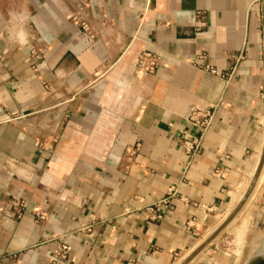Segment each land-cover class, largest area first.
<instances>
[{
    "label": "crops",
    "instance_id": "crops-1",
    "mask_svg": "<svg viewBox=\"0 0 264 264\" xmlns=\"http://www.w3.org/2000/svg\"><path fill=\"white\" fill-rule=\"evenodd\" d=\"M210 104L188 157V108ZM263 136L264 0H0V264H179L245 193ZM211 244L186 264L256 251Z\"/></svg>",
    "mask_w": 264,
    "mask_h": 264
},
{
    "label": "built area",
    "instance_id": "built-area-1",
    "mask_svg": "<svg viewBox=\"0 0 264 264\" xmlns=\"http://www.w3.org/2000/svg\"><path fill=\"white\" fill-rule=\"evenodd\" d=\"M201 56H202L201 54H194L193 57L191 58L192 62L198 65L200 68L212 74L222 76L223 73L217 70L214 66L200 62L198 59ZM159 63L160 62L155 55H153L148 51H141L137 56L135 68L137 72L140 73L141 75H146L153 73L156 67L159 65ZM186 116L190 120L194 128L198 131L197 134L188 133L186 136H184L181 139L182 150L189 157L194 152L198 151L200 147V139L202 133L205 131V129L208 127L211 121V117H212L211 104L203 105V106L191 105L188 108ZM175 192H176V187L174 185H171L166 189L165 195H163L157 201L162 204L163 208L154 214L155 217L157 218L161 217L162 213H164L167 207L169 206L170 199L173 195H175ZM182 200L185 201V199ZM10 203L17 209L16 210L17 213L23 205V201L21 199H17V200L11 199ZM200 206H205V205L201 204ZM205 208L210 209L211 207L205 206ZM37 215L40 218L43 217L42 213H37ZM69 249H70L69 245L61 241L57 246H55L52 249V260H56L57 258H64L65 260H67ZM139 264H143V263L140 262Z\"/></svg>",
    "mask_w": 264,
    "mask_h": 264
},
{
    "label": "rangeland",
    "instance_id": "rangeland-1",
    "mask_svg": "<svg viewBox=\"0 0 264 264\" xmlns=\"http://www.w3.org/2000/svg\"><path fill=\"white\" fill-rule=\"evenodd\" d=\"M246 172L244 174L245 177H247V175H248ZM263 190H262V192H263ZM262 192L260 193L258 201L261 197ZM258 201H257V203H258ZM256 208H257V204H256L255 211H254L251 219L254 217V214L256 213ZM224 212H225V210L220 212L216 216H214L210 222L206 223L205 228L198 235V238H197V239H199L198 241L202 240L204 238V236H207L209 233L212 232V230L217 225H219L220 221L224 218L223 217L225 215ZM240 217H241V214L238 213L237 216L235 217V219L233 220V222L231 223V225L228 226V228L220 231L218 233V235L216 236V238H214L213 240L210 241L212 243L211 244L212 247L217 245V247L220 249H230L232 251H235L236 247L239 246V248L242 249L243 253L247 250L248 251L249 250H252V251L256 250L259 247V244L256 242H258L257 239H260V237L262 236L264 228L262 227V225L260 223H255L252 219V220H250V223L247 226L246 231L244 232V237L238 238V237H236V236H238L237 235L238 232L236 231V229H235V232L232 229L234 227H236L238 229ZM238 239H239V241H238Z\"/></svg>",
    "mask_w": 264,
    "mask_h": 264
},
{
    "label": "water",
    "instance_id": "water-1",
    "mask_svg": "<svg viewBox=\"0 0 264 264\" xmlns=\"http://www.w3.org/2000/svg\"><path fill=\"white\" fill-rule=\"evenodd\" d=\"M264 158V136H263V141H262V146H261V151L259 154V158L257 160V163L254 168L253 175L251 177V181L249 186L254 182V179L256 178V175L258 174V171L260 170L262 160ZM242 200L238 201L236 205L233 207L232 211L225 217V219L217 225L209 235L203 239V241L198 244L194 249H192L183 259L179 264H186L198 251H200L209 241L211 238L218 232L220 229L226 224L230 218L235 214L236 210L239 208ZM244 264H264V234L260 240L259 247L256 249V251L250 253Z\"/></svg>",
    "mask_w": 264,
    "mask_h": 264
},
{
    "label": "bare ground",
    "instance_id": "bare-ground-1",
    "mask_svg": "<svg viewBox=\"0 0 264 264\" xmlns=\"http://www.w3.org/2000/svg\"><path fill=\"white\" fill-rule=\"evenodd\" d=\"M261 169H262V171H261ZM260 172H261V174L259 176V173ZM258 176H259V180L256 182V180L258 179ZM255 184H256V186L253 189V187H254ZM263 184H264V158L262 160V164H261L260 170L258 171V174L256 175V178L254 179V182L251 184V186H248V188L246 189L245 193L241 197L242 202H241L239 208L236 210L235 214L230 218V220L226 224H224V226L220 229V231H222L227 224L229 225V222L236 216V214L239 212V210L241 209V207L243 206L244 203L245 204H244L243 208L240 211V213H243L244 214V217L242 219L243 221L240 219L242 222H241V224H239L240 226L238 228H240L241 230H243L244 228H246V225H247V221L246 220H248V218L252 215V212H253V209H254V206H255L254 204L258 200V197H259L260 191H261V187H262ZM220 231H218L211 238V240H213L218 235V233Z\"/></svg>",
    "mask_w": 264,
    "mask_h": 264
}]
</instances>
